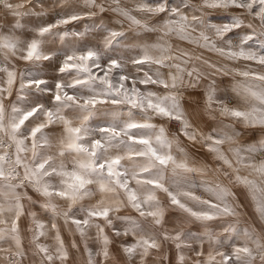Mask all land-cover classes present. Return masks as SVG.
<instances>
[{
    "label": "clouds",
    "instance_id": "clouds-1",
    "mask_svg": "<svg viewBox=\"0 0 264 264\" xmlns=\"http://www.w3.org/2000/svg\"><path fill=\"white\" fill-rule=\"evenodd\" d=\"M252 2L0 0V32H11L19 25L15 51L0 49V110L5 121L14 107L20 110V118L33 113L22 130L28 150L26 159L32 160L28 133L38 127L37 150L40 159L51 161L49 170L63 164L71 171L78 161L93 159V143L99 141L95 159H118V171L124 173L115 178L104 176L103 191L93 177L87 187L90 195L75 204L52 197L58 210L65 213L84 214L89 209L107 213L103 220H90V223L103 228L108 243H101L97 239L99 228L90 226L83 243L70 250L64 264H89L85 246L92 253L91 264H178V256L182 257L180 264H205V256L197 257L193 251V247H199L203 252L206 241L199 238L205 226L174 206L170 193L195 211H211L203 204L214 199L211 192L204 190L206 185H223L237 194L233 204L246 198L245 189L232 183L231 170L205 148L209 132L227 131L224 125L241 131V135L233 137V142L241 147L245 141L256 143L264 139V131L245 130L242 120L219 111L224 105L246 110L247 105L238 103L232 92V84L241 80L244 71L255 69L264 73V66L229 54L240 49L243 32L231 36L216 30L223 23H230V20L217 23L219 14L238 17L241 29L251 25L258 34H264V26L257 22L255 13L250 14ZM234 6L240 10L235 11ZM9 10L19 13L15 20L6 15ZM180 17H184L183 29L189 38H185L184 32L165 30L167 22ZM205 21L212 27H207ZM201 33L207 36V44L203 46ZM33 42L37 54L29 58L27 52ZM257 44V39L249 41V47L264 52ZM87 53L92 54L87 61L78 58ZM66 63L74 67L62 72L60 69ZM10 73L15 74L14 79ZM101 74L110 87L100 79ZM57 83L60 87H56ZM254 83L264 87V80ZM209 86L215 88L217 95V101L211 104L205 96ZM133 93L144 98L142 108L125 100V96L130 98ZM164 97H174L179 102L185 119L192 124V139L182 134L179 121L148 108L149 101ZM145 123L154 126L153 132L163 128L172 141L174 159L167 165L157 164L148 155L141 156L146 153L147 145L129 139L130 136L147 138ZM129 124L140 127L129 128ZM102 128L110 131L101 132ZM40 136H46L47 142L41 144ZM0 139H4L6 150L11 152L6 138ZM73 140L82 147L68 149L67 144ZM217 146L234 167L240 168L241 175L256 180L258 195L264 196V176L257 175L253 168L237 165L228 143ZM252 160L254 163L264 160V153H256ZM180 163L194 169L204 168L205 174L188 173L178 167ZM60 180V176L53 175L50 182L59 187ZM121 183L125 184L124 188ZM184 191H191L196 199L185 197ZM130 194L135 195L134 201H130ZM24 206L26 212L35 210L27 201ZM241 211L245 212L244 220L251 223L249 209L242 205ZM61 220L62 217L57 222ZM129 221L135 222V232L128 231ZM228 222V218H220L207 227L223 235ZM181 235L186 236L184 241L179 239ZM129 238L142 244L147 241L153 247L144 244L128 253L125 242ZM66 239L81 238L69 228ZM181 243L186 246L177 248Z\"/></svg>",
    "mask_w": 264,
    "mask_h": 264
},
{
    "label": "snow or ice",
    "instance_id": "snow-or-ice-1",
    "mask_svg": "<svg viewBox=\"0 0 264 264\" xmlns=\"http://www.w3.org/2000/svg\"><path fill=\"white\" fill-rule=\"evenodd\" d=\"M250 14L255 13L257 22L264 26V0H253L249 5ZM235 11H239V6H234ZM6 15H10L13 20L19 15L18 12L9 10ZM218 15L217 23L230 20V23H223L222 28H217L218 33H226L231 36H238L244 33L241 39V47L236 52H229L230 55L238 59L247 60L250 64L264 66V52H257L255 48L249 47V41L258 40L257 47L264 50V34H258L251 26L243 29L239 27L240 19L238 17H220ZM184 17H180L173 22L165 24L166 31H181L183 29ZM212 27V25H207ZM180 27H176V26ZM16 25L11 32H0V49L7 52L15 51L18 46V34ZM185 38H189L184 32ZM200 39L207 44V36L200 34ZM37 54V45L35 42L29 45L27 56L29 58ZM87 53L78 57L83 61H87L91 56ZM72 57H68L71 60ZM143 61H137L142 63ZM74 67L70 63H66L60 69ZM13 77L15 74L10 73ZM241 80L233 82L232 92L238 97V103L247 105L246 110L238 107H228L224 105L219 109L221 114L229 116L233 119L242 120L245 130H262L264 131V87L255 84L254 81L264 80V73L255 69L244 71L241 73ZM100 79L110 87V82L104 80L101 74ZM123 79V77H121ZM166 86V85H162ZM56 87H60L57 83ZM206 101L211 104L217 101L215 88L209 86L206 93ZM59 100V96L56 97ZM71 99V97H69ZM143 97H139L133 93L131 97L125 96V100L133 106L143 107ZM149 109H155L158 113L180 122L183 129L182 134L186 139H192L190 135L192 124L185 119L183 108L174 97L158 98L155 101L148 102ZM33 115L29 112L20 118V110L13 109L12 113L5 121L4 114L0 110V137L6 138L8 145L11 146V152L6 150L4 139H0V264H64L69 258L70 250L75 249L78 244L83 243V238L90 226L99 228L97 239L106 245L108 241L103 237V228L99 225L90 223L91 221L103 220L107 215L106 212L92 211L89 209L84 214L72 213L58 210L52 197L57 196L64 200H69L73 204L86 198L90 193L87 191L89 184L93 182L92 178L96 177V183L100 190L103 191L105 184L103 177H120L124 173L118 171L119 160L112 159L110 161H100L95 159L96 146L99 141L93 143V151L91 153L93 159L80 160L76 163L73 170L68 171L63 164L59 168H51V161L40 159L38 152L37 137L40 128H32L28 133L31 142L32 160L26 159V149L24 136L22 134L25 122ZM129 128L140 127L137 124H129ZM147 129V138L129 137L130 140L135 139L136 143L147 145L146 153L141 156H150L157 164L164 166L173 161L171 155L172 141L168 139L163 128L153 132L150 123L143 125ZM227 131L209 132L206 141L205 151L214 153L218 162L222 163L226 169L232 172V183L237 187L245 189L246 198L241 199L239 203L233 204L232 201L237 200V194H234L223 185H206L204 190L213 194L214 199L203 202L211 211H195L188 208L179 198L170 193V198L174 206L179 207L187 215L199 221L205 226L202 236L199 238L206 241L203 252L199 247H193V251L197 257L205 256V264H264V196L258 195L259 189L256 180L248 175H241L240 168L234 167L231 160L225 156L217 145L228 143L230 145L229 152L235 158L236 164L240 167L253 168L257 175L264 176V160L253 162L252 157L256 153H264V139L256 143L244 142V146L233 142L234 136L241 135V131L234 129L231 125H224ZM101 132L110 131L108 128L100 129ZM119 136L120 132L117 131ZM41 144L46 143V136L39 137ZM194 143V140H193ZM82 145L76 140L67 144L68 149H80ZM159 149V150H158ZM87 152L88 149L84 148ZM179 168L191 173L205 174L204 168H192L184 163L178 165ZM53 175L60 176V186L53 185L51 177ZM154 185L155 181H151ZM121 188L125 187L124 183L120 184ZM22 188L28 191L22 192ZM183 195L190 199H196L191 191H184ZM130 201L136 199L134 194L129 195ZM24 201H27L33 211H25ZM249 209L252 217L251 223L244 220L245 212L241 211V206ZM62 217L60 223L58 219ZM220 218H228L229 222L225 225L224 234L220 235L208 229L207 225ZM74 230L79 237L77 240H67L66 230ZM137 226L135 222L129 221L128 231L135 232ZM181 241L186 239L185 235L179 237ZM128 244L126 251L133 253L138 247H153L147 241L143 244L140 241L125 242ZM181 243L177 248L185 247ZM147 249L145 248V251ZM107 251L105 247V252ZM85 255L92 261V253L85 246ZM182 257H177L180 264Z\"/></svg>",
    "mask_w": 264,
    "mask_h": 264
}]
</instances>
